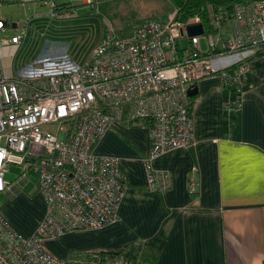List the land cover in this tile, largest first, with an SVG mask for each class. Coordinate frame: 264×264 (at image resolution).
<instances>
[{"label":"built area","instance_id":"2783aa9c","mask_svg":"<svg viewBox=\"0 0 264 264\" xmlns=\"http://www.w3.org/2000/svg\"><path fill=\"white\" fill-rule=\"evenodd\" d=\"M11 1L41 3L52 12L59 2L0 0V6ZM229 20L232 29L228 38L222 37L220 54L236 56L235 69L215 64L219 53L213 38L203 54L200 36L187 35L189 22L178 19L175 10L163 22L143 20L127 36L105 35L82 65L65 55L61 61L45 56L7 73L4 59L15 56L28 20L10 34L18 25L0 18V194L10 186L4 178L9 165L32 168L45 203L29 236L15 231L0 214V264H65L47 243L117 221L125 190L119 159L92 151L115 123H145L147 188L170 187L171 175L155 170L153 163L194 144L188 88L208 75L238 87L247 60L264 56V0L235 4ZM195 171L192 167L188 177L191 191ZM109 258L112 264H132Z\"/></svg>","mask_w":264,"mask_h":264},{"label":"crops","instance_id":"0c3cea01","mask_svg":"<svg viewBox=\"0 0 264 264\" xmlns=\"http://www.w3.org/2000/svg\"><path fill=\"white\" fill-rule=\"evenodd\" d=\"M221 49V44L216 47L215 64L235 69L237 57L222 55ZM194 86V144L153 163L155 170L171 175L170 187L147 188L145 123L113 124L92 151L119 159L125 190L118 219L99 230L51 241V252L67 260L71 253L107 255L137 245L153 264H264V56L247 60L238 87L225 85L218 75L201 77ZM192 167L193 191L188 179ZM16 192L9 186L3 193ZM33 202L38 214L23 233L1 214L24 236L34 232L45 212L40 193Z\"/></svg>","mask_w":264,"mask_h":264},{"label":"rangeland","instance_id":"374dc122","mask_svg":"<svg viewBox=\"0 0 264 264\" xmlns=\"http://www.w3.org/2000/svg\"><path fill=\"white\" fill-rule=\"evenodd\" d=\"M72 5L71 8L54 9L52 12L49 6L41 3H3L0 18L18 25V29L12 28L10 34L20 30L28 20L24 26L25 38L15 56L4 59V70L14 72L32 59L45 56L59 57L58 61H61L66 59L62 58L65 55L82 65L105 35L127 36L143 20L163 22L175 9L170 0H74ZM194 20L189 19L188 22ZM217 20L219 24H215V32L200 35L201 52L207 48L210 38L218 47L222 37H229L232 24L220 23V16ZM179 45L185 47L186 39H181ZM7 169L4 178L17 192L11 196L0 195V214L23 233L31 228L38 214V209L32 204L39 195L37 179L32 168L23 171L20 166L9 165ZM114 259L125 260L123 257ZM71 263L112 264V259L108 255L97 254Z\"/></svg>","mask_w":264,"mask_h":264},{"label":"trees","instance_id":"16d2710c","mask_svg":"<svg viewBox=\"0 0 264 264\" xmlns=\"http://www.w3.org/2000/svg\"><path fill=\"white\" fill-rule=\"evenodd\" d=\"M55 9H66L73 7L70 0H58ZM174 5L178 19L186 22L189 19L197 18L204 28V34L215 32V26L229 20L232 16L233 7L237 3H251L256 0H170ZM220 14V15H219ZM215 18V19H214ZM217 18V19H216ZM216 24V25H215ZM193 97H190V104ZM137 245H129L117 252H107L110 257H123L132 264H153L154 259L150 258V254L145 252L139 253ZM103 255V253H100ZM88 253H71L68 260H64L65 264L87 257Z\"/></svg>","mask_w":264,"mask_h":264},{"label":"water","instance_id":"95a60500","mask_svg":"<svg viewBox=\"0 0 264 264\" xmlns=\"http://www.w3.org/2000/svg\"><path fill=\"white\" fill-rule=\"evenodd\" d=\"M12 26L15 27L16 24L13 23ZM186 32H187V35L190 36V37L200 36V35H202L204 33V28H203V26H202V24L200 22L189 23L186 26ZM196 93H197V87H195L194 85H192L187 90V95L189 97L194 96Z\"/></svg>","mask_w":264,"mask_h":264}]
</instances>
